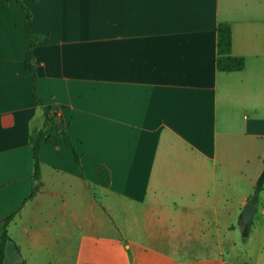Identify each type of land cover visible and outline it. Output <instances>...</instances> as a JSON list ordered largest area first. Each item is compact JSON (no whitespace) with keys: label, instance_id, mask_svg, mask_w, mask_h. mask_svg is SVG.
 <instances>
[{"label":"crops","instance_id":"0c3cea01","mask_svg":"<svg viewBox=\"0 0 264 264\" xmlns=\"http://www.w3.org/2000/svg\"><path fill=\"white\" fill-rule=\"evenodd\" d=\"M22 2L42 36L36 94L80 159L46 128L27 198L43 114L24 68L25 11L0 0L4 264H264V185L249 200L264 157V0ZM219 23L240 71L217 68Z\"/></svg>","mask_w":264,"mask_h":264},{"label":"trees","instance_id":"16d2710c","mask_svg":"<svg viewBox=\"0 0 264 264\" xmlns=\"http://www.w3.org/2000/svg\"><path fill=\"white\" fill-rule=\"evenodd\" d=\"M18 3L25 11V30L26 34L30 40V46L26 52V57L24 60V68L27 74L31 75L33 78V94L38 106L42 109L43 114V124L39 128H33L30 130L29 134V143L32 147V177L35 181L34 186L31 189L30 194L27 198L31 197L39 187V179H40V160H39V152L42 140L44 138V130L50 129L53 131H57L62 139V142L66 147H68L75 158V161L79 163V153L76 150L74 142L66 132L64 126H62V117L57 114L55 110H53L50 106L45 105L43 101L36 94V82H37V74H36V65L37 62L35 60L33 49L37 45V43L41 40V35L34 30L32 25V14L30 10L23 4L22 0H17ZM217 59L216 65L218 70L230 72V71H240L244 67V60L241 57L233 56L231 54V30L228 24L219 23L217 27ZM2 126H9L12 124L11 115H3L1 117ZM47 142L56 144L57 141L55 137L48 136L45 138ZM97 173L100 179V183L102 186L107 187L110 182V173L107 167L102 164L97 165ZM264 185V157L262 158V169L260 171L259 176L256 179L252 194L249 197V200L256 203L258 194L263 189ZM13 214L7 216L3 220L1 237H0V264H4L5 256H6V244L10 240L7 233V223L12 218ZM249 225L243 226L242 233L243 235H247L249 231Z\"/></svg>","mask_w":264,"mask_h":264},{"label":"water","instance_id":"95a60500","mask_svg":"<svg viewBox=\"0 0 264 264\" xmlns=\"http://www.w3.org/2000/svg\"><path fill=\"white\" fill-rule=\"evenodd\" d=\"M257 206L251 202L245 204L240 221L243 225H249L254 214L256 213Z\"/></svg>","mask_w":264,"mask_h":264},{"label":"built area","instance_id":"2783aa9c","mask_svg":"<svg viewBox=\"0 0 264 264\" xmlns=\"http://www.w3.org/2000/svg\"><path fill=\"white\" fill-rule=\"evenodd\" d=\"M57 112V111H56ZM57 114H58V112H57Z\"/></svg>","mask_w":264,"mask_h":264}]
</instances>
